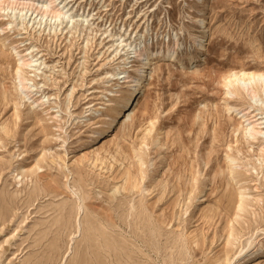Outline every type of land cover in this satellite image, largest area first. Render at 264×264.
<instances>
[{
  "label": "rangeland",
  "instance_id": "rangeland-1",
  "mask_svg": "<svg viewBox=\"0 0 264 264\" xmlns=\"http://www.w3.org/2000/svg\"><path fill=\"white\" fill-rule=\"evenodd\" d=\"M194 1L58 0L74 29L0 3V264H264V85L254 98L225 87L264 73V0H207L208 54L154 65L100 144L115 159L83 160L124 68L116 42L170 35L194 54Z\"/></svg>",
  "mask_w": 264,
  "mask_h": 264
},
{
  "label": "bare ground",
  "instance_id": "bare-ground-1",
  "mask_svg": "<svg viewBox=\"0 0 264 264\" xmlns=\"http://www.w3.org/2000/svg\"><path fill=\"white\" fill-rule=\"evenodd\" d=\"M0 3L5 5L7 9H19V7H22V11L34 10L35 12H38L39 15L42 17L41 21L46 22L47 19L56 20L60 23V26L65 24L67 27H71L73 29L75 28L74 24H76V21H79V20H75L76 16H74L65 7L67 5L64 6L62 3H58V0H4V1L0 0ZM194 3H195V10L199 14L197 15V17H194L193 19V23L195 25V31L192 35H190L192 46H194L195 48L194 54L188 52L179 53L178 51L181 48L182 43L177 38H172V36L170 35L166 37V40L164 38L161 44H159L158 41L154 42L153 37H144V36H143L144 38L139 42L134 40L137 38V36L133 38L132 40L133 42H126V40L127 41L130 40L131 37L124 40L120 39L119 41L116 42L117 48L114 49L113 53L114 52L116 53L117 51V53L121 54V56L120 57L115 56L114 59H116V61L123 60L124 68L122 69V71L119 70L120 72L112 74L108 78L109 79L108 83L114 82L113 83L114 85L112 86L110 85L112 89L106 91L107 98L104 102L105 104H102L103 106L101 108L102 123L97 126L96 128L97 131L92 136V141L87 150V153L83 156L84 158L82 157L83 160L91 161L94 167L95 165H97V163L100 164L104 163L105 159L101 156L102 151H104L106 154L110 155V157L115 159L114 156L111 155L107 150H105L104 148H100V144L108 140L107 138L115 137L116 134L120 132L122 126H124L126 122L130 121V117H131L130 110L135 111L141 106V103L144 100V96H142V93L148 81V77H151V74L154 70V65L163 61L168 63H175L180 61L181 66L183 68H190L195 66V64H197L203 56L208 54V35L210 32L208 1L195 0ZM80 21L82 22V23L80 22L81 25L78 23L77 26H81L83 28L88 27V23L85 22L84 24L83 23L84 21L82 19H80ZM178 58L180 59L178 60ZM32 63H33L32 59L31 60L24 59L21 61L20 67H26V68L32 67ZM20 81H21L20 84L22 86V89L24 90V94L26 95V97L28 99L35 98L36 95H34V92L27 87L28 85H25L26 83H24L27 80L23 78ZM225 84H226L225 87L229 89V93L227 94L230 97H233L234 95H238L239 91L242 90L245 93H247L249 96H252L254 98L257 96L258 89L264 85V73L246 72V71L232 72L228 77L225 78ZM231 88H233V90H231ZM235 110L237 111V109ZM253 118L255 117L253 116ZM253 118L250 119L251 125L252 124L254 126L262 125L261 123L259 124V122L257 123L256 121L257 119L253 121ZM254 126L249 129L253 137L262 133L259 130L260 128H254ZM161 135H163V133H161ZM162 139L164 138L159 136L155 141V143L158 146L161 145ZM115 154L117 153L115 152ZM228 160L234 162V160L230 156H228ZM81 161L82 160H78L77 163ZM125 189L128 190L127 188ZM242 206L243 204L241 203V207ZM258 256H259L258 251H255L251 254V257H253V259H256ZM218 264H230V263L227 262V260L225 259L224 262L218 261Z\"/></svg>",
  "mask_w": 264,
  "mask_h": 264
}]
</instances>
